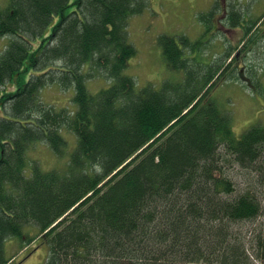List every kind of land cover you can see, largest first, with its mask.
I'll list each match as a JSON object with an SVG mask.
<instances>
[{
  "label": "trees",
  "instance_id": "1",
  "mask_svg": "<svg viewBox=\"0 0 264 264\" xmlns=\"http://www.w3.org/2000/svg\"><path fill=\"white\" fill-rule=\"evenodd\" d=\"M222 3L200 20L231 10L233 21L236 3ZM149 4L9 0L0 10V264L25 261L8 255L10 240L17 251L36 243L27 258L46 246L45 264H264V124L235 134L201 38L162 35L178 79L138 88L125 74L136 55L128 25ZM49 87L70 106L47 103ZM40 142L65 165L43 170L30 154ZM236 168L253 175L243 192Z\"/></svg>",
  "mask_w": 264,
  "mask_h": 264
},
{
  "label": "rangeland",
  "instance_id": "2",
  "mask_svg": "<svg viewBox=\"0 0 264 264\" xmlns=\"http://www.w3.org/2000/svg\"><path fill=\"white\" fill-rule=\"evenodd\" d=\"M8 1L0 0V10L6 7ZM238 4L240 8H236L235 11L240 16L236 14L233 22L230 20L231 10L201 21L200 15L215 8V0H150L145 12L132 17L129 21L128 38L136 49V55L130 60L125 74L134 78L139 89L149 84L160 89L165 80L176 81L178 79L176 74L169 70L163 58L159 43L162 35L185 36L191 42L201 38V42L210 49L206 53V59L214 58L213 65H220L216 64V61L223 58L227 48L237 47V43L244 37L250 22L264 16V0H238ZM217 17L224 18V22H220V29L219 26H215ZM237 21L238 24H236ZM257 29L247 38V48H240V44L238 45L237 50L234 51L236 59L232 60L231 66L223 73V80L219 81L221 83L213 93V97L220 106L232 116L233 129L237 136L253 124H264V77L260 81V86L251 87L257 82L254 80V71L258 77L264 76V20ZM7 41L5 38H0V55ZM228 63L229 60L224 66ZM240 72H243V76L247 78L246 81L237 78ZM101 82H103L101 79L90 81L88 84L90 91L95 93L94 90L101 87ZM57 88H47L45 101L58 108L70 106L69 96L65 95L59 87ZM65 137L69 142L68 152H70L75 138L70 132H65ZM40 143L33 145L30 154L32 158L39 161L43 170H52L65 165L66 159L59 158L49 146ZM230 174L237 184V191L240 192L246 190L248 180L253 176L250 172L239 168L231 171ZM257 188L264 205V186L260 183V187L258 185ZM258 222H264V215ZM10 241L6 249L8 255H12L10 250L17 252L14 254L15 262H19L24 255H28L36 245L33 243L28 246V249L26 247L24 250L17 251V244L13 243L15 241L9 243ZM41 245L38 243L40 249L38 248L23 264H45L48 251L46 246Z\"/></svg>",
  "mask_w": 264,
  "mask_h": 264
},
{
  "label": "bare ground",
  "instance_id": "3",
  "mask_svg": "<svg viewBox=\"0 0 264 264\" xmlns=\"http://www.w3.org/2000/svg\"><path fill=\"white\" fill-rule=\"evenodd\" d=\"M234 9V8H233ZM225 10V9H224ZM233 22V21H232ZM166 66V65H165ZM135 77V76H134ZM112 81V80H111ZM79 132V131H78Z\"/></svg>",
  "mask_w": 264,
  "mask_h": 264
}]
</instances>
